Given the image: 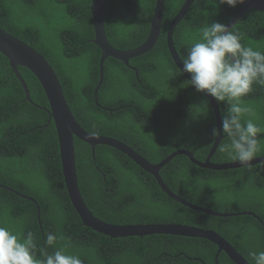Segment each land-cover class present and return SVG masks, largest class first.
Here are the masks:
<instances>
[{
  "label": "trees",
  "instance_id": "trees-1",
  "mask_svg": "<svg viewBox=\"0 0 264 264\" xmlns=\"http://www.w3.org/2000/svg\"><path fill=\"white\" fill-rule=\"evenodd\" d=\"M264 1V0H260ZM155 0H105L104 28L116 49L141 44L149 30ZM184 0H164L160 33L148 52L129 59L130 66L107 57L97 92L99 48L90 17V0H0V27L40 53L54 70L66 102L79 125L91 134L116 138L150 163H158L177 149L203 161L212 143L215 120L209 101L197 93L172 61L166 30ZM214 0H194L172 33L182 59L199 39L202 26L226 20L239 8L223 5L217 14ZM241 43L264 51V12L248 9L231 27ZM18 71L31 102L0 54V185L34 199L35 204L0 187V226L32 232L34 255L42 258L44 235L67 238V251L83 264H214L217 246L204 239L169 234L110 238L85 227L69 201L48 103L34 75ZM250 109L246 118L264 127V86L241 98ZM217 102V101H216ZM220 116L226 105L217 102ZM222 136L210 158L232 162L220 151ZM74 156L81 196L94 216L112 224L178 223L211 229L224 237L247 261L250 251H264V162L232 169H208L176 155L159 175L184 200L221 213L217 217L188 208L165 194L154 177L126 155L107 145L94 148L74 137ZM264 156V140L256 157ZM255 157V158H256ZM261 219L262 223L253 215ZM217 264H234L224 252Z\"/></svg>",
  "mask_w": 264,
  "mask_h": 264
},
{
  "label": "water",
  "instance_id": "water-1",
  "mask_svg": "<svg viewBox=\"0 0 264 264\" xmlns=\"http://www.w3.org/2000/svg\"><path fill=\"white\" fill-rule=\"evenodd\" d=\"M194 0H184L177 13L171 19L167 30H166V46L169 52V55L174 62L175 66L182 68L180 63V57L173 45L172 42V33L175 26L183 18L184 14L193 3ZM104 5L105 0H90L89 10L91 23L94 32V38L92 42L99 48L100 56L98 60V82L93 89L94 101L97 105V92L103 80V62L107 57H112L114 59L122 61L126 66L132 69L137 74V69L130 66L128 61L129 59L142 55L152 49L155 42L158 39L162 17L164 9V0H155L152 16L150 19V25L148 34L145 40L139 44L137 47L130 50H119L114 48L107 40L104 28ZM253 9L259 12H264V1L260 0H244V3L239 5V8L226 20L225 23L231 28L236 24L241 16L248 10ZM0 54H2L8 61L9 67L15 75L16 79L20 83L23 92L24 99L28 102H31L29 91L26 82L22 78L21 74L18 71V66L25 67L28 69L36 78L39 85L41 86L44 95L46 97L48 108H46L49 118L52 120L59 148V158L61 164V172L63 176V181L65 189L71 202L74 210L76 211L81 223L93 231L106 235L110 238H119V237H130V236H145L150 234H169V235H178L186 237H197L204 238L217 246V251L214 256V264H217V257L220 252L224 254L234 263V264H249L248 261L220 234L211 229H203L186 224L178 223H168V224H112L100 220L92 214V212L86 206L77 182L76 167H75V156H74V137L79 140L87 143L91 148V156L94 159V148L96 145H107L116 150L120 151L126 155L130 160L136 163L144 171L151 174L156 180L160 189L167 194L169 197L174 199L176 202L191 208L193 210L206 213L208 215L217 216V217H231L237 216L241 213H221L216 212L204 207L194 205L180 196L173 193L163 182L162 178L159 175L160 168L166 164L170 159L176 155L186 156L193 164L198 165L201 168L208 169H232L242 167L236 161L225 162V163H213L210 161L211 156L215 152L223 134L217 139L213 140V143L204 158L203 161H199L194 158L192 152L186 149H177L167 155L158 163H150L140 154H138L133 148L129 147L124 142L105 135L91 134L84 130L74 115L72 114L66 99L64 97L62 87L59 83V80L46 59L38 53L35 49L27 45L25 42L19 40L18 38L12 36L5 30L0 27ZM183 77L190 79V74L183 73ZM193 88V87H192ZM206 99L209 101L212 108L215 120V127L219 129L220 127V111L217 102L214 98L207 96L202 93ZM264 162V156L256 157L251 161L250 165L256 163ZM249 166V165H248ZM1 188H5L21 197L27 198L32 201L36 206L37 211V220L40 224V212L39 207L34 199L24 194H21L17 191L12 190L9 187L0 185ZM248 214L253 215L261 223V219L258 218L254 213L248 212ZM263 224V223H262ZM264 225V224H263Z\"/></svg>",
  "mask_w": 264,
  "mask_h": 264
},
{
  "label": "clouds",
  "instance_id": "clouds-1",
  "mask_svg": "<svg viewBox=\"0 0 264 264\" xmlns=\"http://www.w3.org/2000/svg\"><path fill=\"white\" fill-rule=\"evenodd\" d=\"M215 11L227 5L236 8L244 0H214ZM180 73L190 74L187 81L197 93H204L226 105L219 129H212L217 139L221 134L226 142L220 151L240 165L248 166L260 151L264 140V127H260L246 114L250 112L242 103L243 97L253 91L254 85L264 86V51L241 43L238 33L227 23L208 22L200 29L199 39L193 42L179 60ZM67 238L56 232L44 235L42 258L34 255L36 248L32 232L22 234L0 226V264H83L77 254L67 251L68 244L58 246ZM254 264H264V251H250Z\"/></svg>",
  "mask_w": 264,
  "mask_h": 264
}]
</instances>
